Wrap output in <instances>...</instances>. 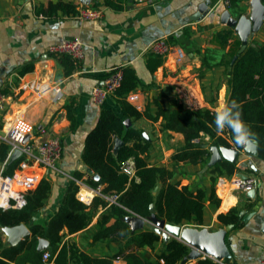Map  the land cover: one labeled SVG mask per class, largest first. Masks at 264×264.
<instances>
[{"label":"crops","instance_id":"0c3cea01","mask_svg":"<svg viewBox=\"0 0 264 264\" xmlns=\"http://www.w3.org/2000/svg\"><path fill=\"white\" fill-rule=\"evenodd\" d=\"M50 1L73 3L77 11L82 2L0 0V89L12 97L9 98L7 118L23 114L33 126L35 136L59 134L63 143L59 168L41 171L42 179L50 181L51 190L44 206L34 217L35 223L44 227L49 224L63 205L72 184L79 188L77 198L87 205L99 196L109 200L102 192L105 185H99L100 192L98 187L88 183L95 172L85 163L83 154L87 135L96 126L102 111L113 110L123 119H130V126L143 131V135L150 140L147 152L149 164L175 170L174 181L188 185L193 191L202 189L206 192L203 221L200 224L184 221L181 225L215 231L226 227L219 221V214L237 209L241 220L240 225L234 226L227 234V243L233 255L227 262L263 264V159L247 155L241 148L237 162L239 170L231 176H218L208 164L174 163L172 156L184 143L182 133L164 130L162 118L154 121L146 116H125L115 95L107 97L101 105L92 98L93 88L102 85L110 71L128 66L136 69L143 83H154L152 87L139 86L135 90L138 99L131 104L142 113L146 111L156 115L159 105L165 108L177 105L188 107L191 103L203 109L225 112L228 96L225 63L237 56L234 53H239L242 41L232 27L222 22V14L229 10L233 17L249 15L251 0H210L208 12L201 16L196 14L206 0H159L153 4L135 0H92L95 7L103 10V16L96 20L81 19L76 13H65L63 10L52 15L40 11L42 6L47 8ZM229 29L233 30V34L225 42L219 33ZM160 38L182 47L188 57L184 63L177 64L176 55L170 54L163 58L162 65L155 72H151L147 67L151 56L149 45ZM67 39H78L84 44V58L71 74H66L61 56L49 51L51 45ZM250 42H264V20L260 28L251 32L248 44ZM204 59L211 67L200 77ZM22 81H46L52 87L41 98L29 91L17 98L14 92ZM3 134L0 128V145ZM116 138H113V146ZM200 138L206 145L212 143L206 133H202ZM233 147L238 148L236 145ZM3 166L4 162L0 161V171ZM242 175L256 179L254 197L249 196V191L231 186L229 181ZM212 195L219 202L212 201ZM94 208L90 225L73 234L64 228L63 240L76 242L93 256H113L123 244L108 240L92 242L96 224L107 207L99 204ZM114 221L112 219L111 223ZM26 226L31 236L32 230ZM1 233L4 244L12 245L8 228H1ZM49 247L48 241L46 250L49 251ZM163 249L164 242L161 240L155 243L154 250L146 247L142 251L153 258Z\"/></svg>","mask_w":264,"mask_h":264},{"label":"trees","instance_id":"16d2710c","mask_svg":"<svg viewBox=\"0 0 264 264\" xmlns=\"http://www.w3.org/2000/svg\"><path fill=\"white\" fill-rule=\"evenodd\" d=\"M76 8L73 3L50 1L47 8L42 6L40 11L51 15L58 10L77 14ZM232 34V29L219 33L221 37H224L225 42ZM234 54H237V59L233 61V56L225 63L228 91L225 123L232 118L228 104L235 100L240 106L242 119L254 134L253 139L259 141L258 156L264 160V42H250L244 52ZM60 60L65 66L66 74H71L76 67L74 59L64 54ZM162 63L161 56L151 54L147 67L151 72H155ZM210 67L208 60L204 59L200 77ZM116 70L123 72L121 85L116 90L115 96L125 116L134 118L146 116L154 121L162 118L164 130L180 132L184 135L183 145L172 156L174 163L189 162L207 165L211 155L208 146L212 144L243 147L236 142L230 127L217 130L215 124L217 111L203 109L195 103H191L188 107L177 105L165 108L159 105L156 115L146 111L140 112L127 101L126 96L139 86L152 87L154 83H143L135 68L120 66L115 68ZM202 133L211 137L210 145L207 146L202 141L195 142ZM114 137H120L124 141V145L117 154L114 153ZM150 146L151 142L143 135V131L134 126H127L125 119L113 110H103L96 126L87 135L83 158L89 168L101 177V181L90 177L88 183L93 187L105 185L103 194L107 196L117 194L116 202L99 196L91 205H87L77 198L79 188L72 184L63 205L44 227L34 221V217L44 206V200L51 190L50 181L42 179L27 196L25 207L0 209V264H49L50 262L53 264H113V258L116 255H123L127 264H180L190 251L188 244L177 238L165 242L160 234L149 228L133 232L130 225L123 219L131 214L147 217L151 215V205L154 204L157 216L170 223L181 225L184 221H195L200 224L203 221L206 192L202 189L193 191L188 185L174 181L175 170L166 166L149 164L147 152ZM9 149L6 142L1 143V162L7 160ZM131 157L134 158L137 169L134 178H130L120 169L121 162ZM19 162L20 158L8 161L4 174H13ZM210 168L218 176H231L239 170L237 163L227 160ZM211 200L219 202L214 195ZM99 204L107 208L96 224L92 242L108 240L123 244L120 251L113 256H93L76 242L63 240L64 228H67L70 234L86 229L93 219L94 207ZM112 219H115L113 223H111ZM218 219L225 226L231 223L239 226L241 220L237 209H232L226 214H219ZM21 223L30 227L32 235L17 244L6 246L1 228ZM41 238L49 241L51 256L47 261L43 258L46 249L39 250ZM161 240L164 242V249L160 253H155L153 258L144 254L142 251L144 248L149 247L154 250L155 243ZM194 264H216V262L206 257L197 260Z\"/></svg>","mask_w":264,"mask_h":264},{"label":"built area","instance_id":"2783aa9c","mask_svg":"<svg viewBox=\"0 0 264 264\" xmlns=\"http://www.w3.org/2000/svg\"><path fill=\"white\" fill-rule=\"evenodd\" d=\"M105 1V0H99ZM136 2H146L153 4L159 0H135ZM229 3V1H227ZM77 15L81 19L96 20L103 16V10L94 6L93 3H80ZM49 51L56 56L64 54L70 55L76 64L84 58V44L78 39H67L63 42L51 45ZM151 54L167 58L170 54H175L177 64H182L187 60V52L180 46L169 43L166 39L160 38L149 45ZM123 72L121 70H112L106 76L102 85L93 88L92 98L96 104H103L105 99L115 95L116 90L121 85ZM51 84L46 81H22L16 88L14 94L21 98L23 94L29 91L31 94L41 98L51 89ZM9 98L0 89V128L4 132L3 142H6L10 149L7 160L0 171V209H22L27 204V196L39 185L43 175L42 170H57L63 154L62 137L59 134H49L46 137L35 136L33 126L25 119L23 114H17L14 118H7L9 111ZM126 99L130 103H135L138 99V93L134 90L130 92ZM190 106V105H189ZM195 142H201V138L195 139ZM20 150V162L13 174H4L6 163L10 160L12 154ZM121 172L127 174L130 178L136 177V163L134 158H129L120 164ZM234 189L250 191L256 187L257 181L254 177L234 176L230 181ZM101 192V186H98ZM111 202H116L118 195H109ZM50 251L46 250L43 258L47 261L50 258ZM216 264H229L227 260H216ZM113 264H127L123 255H116L113 258ZM264 264V262H263Z\"/></svg>","mask_w":264,"mask_h":264},{"label":"water","instance_id":"95a60500","mask_svg":"<svg viewBox=\"0 0 264 264\" xmlns=\"http://www.w3.org/2000/svg\"><path fill=\"white\" fill-rule=\"evenodd\" d=\"M91 1L92 0H82L85 4H89ZM210 4V0H206L203 4H201L196 16L206 14L209 10ZM250 6L251 13L249 15L233 17L229 10H225L222 14V22L232 27L241 38L242 46L239 53L244 52L248 45L251 32L260 28L264 20V3L262 0H251ZM237 57L238 56H235L233 61H235ZM125 123L127 126H130L131 120L126 119ZM253 141L254 142L250 146L242 147V150L245 154L256 157L259 155V141L255 139H253ZM123 145L124 141L120 137H117L114 145V153L117 154ZM208 148L211 153L208 162L209 166H213L223 160L233 163H237L239 160L241 148H235L233 146L226 147L215 144L208 146ZM20 155L21 151L16 150L12 154L10 161L18 159ZM242 177L245 178L246 176L242 175ZM93 179L101 181V177L98 173L93 175ZM255 193L256 190L252 189L249 191V196L254 197ZM123 219L130 225L133 232L149 228L160 234L165 242H169L172 238H177L188 244L190 251L182 260L181 264L205 259L206 257L216 260H230L233 257L227 243V234L234 228L233 223L215 231H211L208 228L197 229L194 227L173 224L168 222L166 219L159 218L157 216L154 204L151 205V215L147 217L131 214ZM6 228H8L12 244H17L21 240L30 236V230L25 223ZM47 245L48 240L42 238L39 243V250H45Z\"/></svg>","mask_w":264,"mask_h":264},{"label":"clouds","instance_id":"9594fccd","mask_svg":"<svg viewBox=\"0 0 264 264\" xmlns=\"http://www.w3.org/2000/svg\"><path fill=\"white\" fill-rule=\"evenodd\" d=\"M229 111L232 112V118L228 119L227 123H225L227 113L222 111H217L215 115V124L217 126V130H223L225 127H230L234 133L236 142L243 146H250L253 141V133L247 127L246 123L242 119V113L240 110L239 104L233 100L231 101Z\"/></svg>","mask_w":264,"mask_h":264}]
</instances>
